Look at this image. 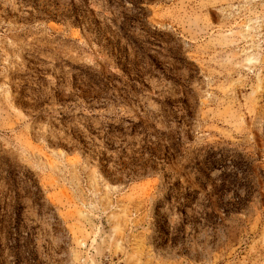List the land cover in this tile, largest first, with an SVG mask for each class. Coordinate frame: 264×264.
<instances>
[{
	"label": "rangeland",
	"instance_id": "rangeland-1",
	"mask_svg": "<svg viewBox=\"0 0 264 264\" xmlns=\"http://www.w3.org/2000/svg\"><path fill=\"white\" fill-rule=\"evenodd\" d=\"M0 264H264V0H0Z\"/></svg>",
	"mask_w": 264,
	"mask_h": 264
}]
</instances>
